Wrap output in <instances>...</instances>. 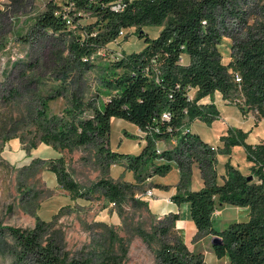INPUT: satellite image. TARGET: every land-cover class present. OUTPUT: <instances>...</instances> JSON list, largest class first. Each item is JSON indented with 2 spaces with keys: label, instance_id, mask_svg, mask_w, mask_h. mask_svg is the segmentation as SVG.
<instances>
[{
  "label": "trees",
  "instance_id": "16d2710c",
  "mask_svg": "<svg viewBox=\"0 0 264 264\" xmlns=\"http://www.w3.org/2000/svg\"><path fill=\"white\" fill-rule=\"evenodd\" d=\"M117 1L69 0L68 10L50 5L36 18V30L52 31L68 39L67 54L58 56L53 69L63 89L41 98L40 140L62 148L96 145L100 154L115 158L118 155L104 146L112 119L135 124L147 140L138 154L127 155L126 166L135 178L141 182L164 176L175 162L180 171L179 192L172 200L177 204L189 202L197 229L194 241L216 234L222 240L212 246L218 258L228 255L229 264H264V140L248 143L247 131L229 128L220 137L223 146L213 148L186 127L196 119L212 124L219 118L214 102L201 101L217 91L225 98L239 95L264 115V3L250 10L245 7L249 0H120L125 7L112 9ZM82 14L93 21L81 24ZM252 14H258L259 21L250 23ZM230 19L236 20L237 26L230 25ZM150 25L163 26L157 37L143 34V27ZM132 27L141 34L144 47L114 53L97 70L95 94L84 98L80 82L96 67L91 56ZM225 36L232 39L227 64L219 49ZM184 54L189 57L187 63L183 62ZM64 89L69 90L70 105L62 114L50 115L48 101L63 95ZM193 89L196 93L190 99ZM164 112H169V119L162 116ZM156 141H168L170 146L157 152ZM235 145L244 147L252 162L251 174L227 162L223 181H218V154H230ZM194 162L204 185L190 190ZM47 166L64 188L78 196L100 190L117 203L130 188L126 182L103 178L81 191L61 158L47 161ZM219 204L249 206V216L218 231L213 214ZM178 219V212H169L160 220L164 224L160 232L171 238L162 242L158 264H206L204 253L190 250L175 231ZM48 227L39 218L32 228L3 226L0 222V233L10 236L19 264H98L92 252L82 250L70 255L59 233ZM139 233L146 236L145 231ZM115 264L120 262L115 260Z\"/></svg>",
  "mask_w": 264,
  "mask_h": 264
},
{
  "label": "rangeland",
  "instance_id": "374dc122",
  "mask_svg": "<svg viewBox=\"0 0 264 264\" xmlns=\"http://www.w3.org/2000/svg\"><path fill=\"white\" fill-rule=\"evenodd\" d=\"M68 2L0 0V222L3 226L32 228L39 218L48 223L49 231L59 233L70 255L82 250L92 252L98 264H115V260L120 264H158L157 254L162 242L171 238L160 232L164 225L160 220L170 212H159L170 205L162 194L168 187L177 186L180 179L177 164L172 162L171 171L164 176L155 175L138 181L126 166L127 155L141 151L147 142L146 134L135 124L118 117L112 119L110 137L104 142L108 151L118 155L115 158L100 154L96 145L62 148L40 140L42 129L38 109L41 108V98L55 94L56 89H63L53 69L58 64V56L67 54L68 39L52 31L36 30L35 21L50 5L68 10ZM263 3L264 0H249L245 7L253 10ZM82 15L81 24L93 21L88 14ZM257 16L252 14L249 22L259 21ZM229 24L237 26V21L230 19ZM162 27L145 26L143 34L157 37ZM144 45L141 34L132 27L96 51L91 56L96 67L80 82L84 98L95 94L97 70L114 53L139 51ZM231 45L232 39L226 36L219 45L226 64L231 60ZM183 62H188L185 54ZM195 93L193 89L191 94L194 96ZM201 101L214 102L220 111L219 118L212 124L196 119L191 128L214 148L223 146L220 137L229 128L247 131L248 143L264 140V115L257 108L245 104L239 95L225 98L217 91ZM69 105V90L64 89L63 95L48 101L49 114H62ZM177 140V137L173 138L174 142ZM167 146H170L168 141L159 143L160 148ZM232 148L231 156L218 155V172L226 173L227 162L242 172L251 166L242 145ZM58 158L63 160L67 172L80 185L81 191H87L105 178L115 183L130 184L128 193L117 203L110 201L100 190L86 196L73 194L48 169L47 161ZM246 173L251 174V170ZM147 190H152L154 196L149 197ZM186 203L182 202L179 210L182 216L188 213L184 208ZM222 208L220 204L217 206L214 221ZM237 219L245 220V215H239V211L232 208L221 220L215 221L214 228L220 231ZM139 231H145L146 236L140 235ZM175 231L184 240L183 232L177 227ZM214 236L217 235L210 234L197 241L199 247L193 251L204 253L206 264H227L223 257L217 262L214 251H206L213 246ZM0 264H19L7 233H0Z\"/></svg>",
  "mask_w": 264,
  "mask_h": 264
},
{
  "label": "crops",
  "instance_id": "0c3cea01",
  "mask_svg": "<svg viewBox=\"0 0 264 264\" xmlns=\"http://www.w3.org/2000/svg\"><path fill=\"white\" fill-rule=\"evenodd\" d=\"M186 57L188 58V61H189V57L188 55H186ZM187 63V62H186ZM137 127V126H136ZM139 129V127H137ZM189 128L190 130L193 132L192 128H191V124L189 125ZM222 147V146H221ZM234 148H232V151H233ZM219 155V154H218ZM223 155V154H221ZM231 156V154L229 155ZM218 159V158H217ZM250 165H252V163L250 162ZM251 168V166L248 167V170L249 171ZM179 170V168H178ZM194 171V172H193ZM246 171V172H247ZM180 172V171H179ZM246 172H243L244 174H247ZM196 173V176L195 174ZM218 181L220 179V181H223V175H225L224 173H221V172H218ZM195 177H196V180H195ZM194 181V183H193ZM160 184H163V185H167V184H164V183H160ZM204 185V182H203V178H202V175H201V172H200V169H199V166H198V163H195L192 167V178H191V183L189 185V189L190 190H196V189H200L201 187H203ZM192 187L194 189H192ZM176 188H178L177 186H173V187H168V189L162 194L163 198L165 199V201L170 204L167 206V208H162L159 210V212H162V213H168V211H172L175 209V212H178L180 214V219H178L176 221V227L181 230L183 232V235H184V241L185 243L187 244V246L189 247L190 250H196L199 246L196 244L197 241H194V236L196 234V225L194 223V221L191 219V216H190V204L189 202H187L185 205H184V208L185 210L187 211L188 209V213H186L184 216H182L181 212L179 211L180 208H182V203L180 204H177L176 202H174L172 200V196L174 194H176ZM175 205V207H174ZM177 206V208H176ZM223 208L222 210L219 211V217H217V219H215V221H219L221 220V218H223L225 216V213L228 211V210H231L232 208H235L236 210L239 211V215L241 214H244L245 215V219L248 218L249 216V212H250V209H249V206H227L226 204H223L222 205ZM179 207V208H178ZM174 212V211H172ZM183 217V218H182ZM239 217V216H238ZM240 219V218H239ZM231 220V219H230ZM238 220V219H237ZM214 221V223H216ZM205 238V237H204ZM203 239V238H202ZM200 239V241L202 240ZM193 241V242H192ZM206 251H214L212 249V247ZM217 256V255H216ZM224 260L227 264H229V256L228 255H225L224 257ZM222 259V258H218L217 257V262Z\"/></svg>",
  "mask_w": 264,
  "mask_h": 264
},
{
  "label": "built area",
  "instance_id": "2783aa9c",
  "mask_svg": "<svg viewBox=\"0 0 264 264\" xmlns=\"http://www.w3.org/2000/svg\"><path fill=\"white\" fill-rule=\"evenodd\" d=\"M125 1H133V0H125ZM125 3H122L120 0L119 1H117L116 3H114L111 7H112V9H115V10H122L124 7H125ZM68 22H69V20H68ZM124 33V31H121L120 32V34L122 35ZM117 55H120V53H117ZM193 97V95L190 93V95H189V98L191 99ZM162 116L164 117V118H166V119H169V117H170V114H169V112H164L163 114H162ZM139 130H141L140 128H139ZM142 131V130H141ZM159 141H156V149H157V152H160L161 151V148L159 147ZM213 147V146H212ZM214 148V147H213ZM146 194L149 196V197H153L154 196V193H153V191L152 190H147L146 191Z\"/></svg>",
  "mask_w": 264,
  "mask_h": 264
},
{
  "label": "water",
  "instance_id": "95a60500",
  "mask_svg": "<svg viewBox=\"0 0 264 264\" xmlns=\"http://www.w3.org/2000/svg\"><path fill=\"white\" fill-rule=\"evenodd\" d=\"M249 178H251V176H249ZM222 242V240H221V237L220 236H214L213 238H212V243L213 244H217V243H221Z\"/></svg>",
  "mask_w": 264,
  "mask_h": 264
}]
</instances>
